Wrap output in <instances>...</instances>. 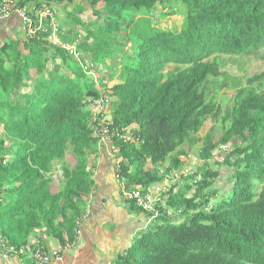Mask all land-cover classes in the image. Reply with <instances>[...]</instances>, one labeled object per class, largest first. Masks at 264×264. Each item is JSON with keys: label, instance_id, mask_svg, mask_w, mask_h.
Wrapping results in <instances>:
<instances>
[{"label": "trees", "instance_id": "trees-1", "mask_svg": "<svg viewBox=\"0 0 264 264\" xmlns=\"http://www.w3.org/2000/svg\"><path fill=\"white\" fill-rule=\"evenodd\" d=\"M17 2L72 6L101 19L91 30L79 16L67 14L70 24L85 26L77 51L89 54L91 62L109 58L117 67L118 82L103 89L113 99L114 130L121 135L136 126L131 140L112 137L115 156L121 158L119 175L128 188L162 182L167 171L180 169L184 144L201 142L198 156L205 161L216 158L221 145L232 148L223 161L233 171L226 195L213 204L209 197L198 201L218 170L203 165L184 176L193 183L200 174L194 196L187 197L185 190L163 195L181 213L158 216L114 264H264V70L244 84L221 70L224 57L264 48V0ZM166 4L183 7L179 30L153 25L152 15ZM144 10L137 18L129 14ZM49 33L46 26L33 38L14 36L0 43V233L15 245L26 243L38 229L58 241L72 239L94 186L90 154L98 138L83 101L101 92ZM80 33L77 29L73 36ZM64 39L66 44L78 40L69 34ZM59 60L63 71L49 65ZM226 88L234 95L222 112L215 93ZM209 118L218 123V140L212 129L198 135ZM57 162L62 178L55 192ZM166 163L165 173L155 169ZM129 206L141 211L132 202Z\"/></svg>", "mask_w": 264, "mask_h": 264}, {"label": "rangeland", "instance_id": "rangeland-1", "mask_svg": "<svg viewBox=\"0 0 264 264\" xmlns=\"http://www.w3.org/2000/svg\"><path fill=\"white\" fill-rule=\"evenodd\" d=\"M71 8L69 7V9H67L66 12H68L69 14H74L77 17L79 16L80 19L86 21V23H88L86 29L90 28L91 30H95L96 25L101 23V19H97V17L94 18L93 17L94 15L89 10L87 11L85 10L84 12L81 11L75 12V10H70ZM55 13L56 11L54 10V18L58 26V37L60 39L61 37L64 39V36L69 34L71 39L73 38H75V40L78 39L77 41L80 43L84 37L85 26L82 25L81 27L76 24H70L67 21V19H69L70 17L69 15H66L65 12H62L61 14H59V16H56ZM146 13L147 12L145 10L137 13L129 12V14L135 18L142 16ZM183 14L184 11L181 4L159 5L158 11L154 15H152V22L154 26H158L164 29L179 30L183 22ZM77 29H79L81 33L78 34L77 37H74L73 36L74 31ZM125 46L129 50V45L125 44ZM77 56L79 57L76 58V56L74 57L72 54H69V61L73 63L74 62L85 63L86 57L90 58V55L85 54L82 50L78 52ZM120 56L122 57V55ZM88 63L92 64V69L94 72V77L88 75L89 76L88 78L96 81L98 87L107 89L111 87L114 83L118 82L119 79H118L117 67H111L112 66L111 59L106 58L105 60H99L96 62L92 60V62L88 61ZM49 65L53 66L55 70H59V71L60 70L63 71L64 69H66L65 66L61 67V60H59L54 65L52 64ZM221 70L225 71L229 76L234 77L235 79H239L243 84L246 83L248 78L252 77L255 74H259L264 70V48L250 55L224 57ZM233 93H234V89H230V88L219 89L216 91L215 97L218 104L221 106L222 112H226L229 106L232 105V97L234 95ZM211 129L214 131V140H218L220 136L219 126L218 123L216 121H213L211 118L206 120L203 127L198 132L199 137L202 138V136H204ZM134 132L133 129L132 131H128L126 133V138L128 140H131V138L134 137ZM200 146H201V142H198L193 147L184 144L179 149V156L180 159L184 162V164L180 169L172 168L169 170L170 172L169 171L166 172L168 177H166L167 179L165 180L169 182V187L167 185V189L165 191H162L164 192L163 195L164 194L166 195L168 191L176 192L177 190H185V194L187 195V197L194 196L198 183L197 184L196 182L190 183V179L184 177L185 175H182L180 171L182 168H187L190 171V173H194L195 171H198V169L201 168L203 165H206V167L208 168H212L220 171V175L215 180L211 181L208 187L202 188V191L198 195V201H200L203 197L204 198L209 197L210 200L209 204H213L217 201L219 197L224 196L228 193V191L230 190L233 184V181L231 180L233 171L231 170V167L229 165L223 164V161H224V156H226L229 152H231L232 149L231 146L221 145V148L215 154L216 158L210 159L208 161L199 158L198 148H200ZM66 161L69 164H73L74 157L70 154H67ZM167 165L168 163L164 165H158L155 169H157L159 173H163ZM60 168H61L60 162L55 163L53 176H56L58 181L53 182L51 184V189L55 192L58 191L61 187L62 177L59 171ZM171 170H175L177 172V177L173 175L172 173L173 171ZM185 171L186 170H184V172ZM154 184L156 183H153L151 185ZM188 184L190 185L189 189L186 188V185ZM181 211L182 208H179L178 214L181 213ZM173 213L174 212L172 211L170 215H166V216L171 218V216L174 215ZM182 217L183 215L174 216L172 217V219L173 220L181 219ZM137 236L138 237L137 239H135L133 244L137 243L140 240V235Z\"/></svg>", "mask_w": 264, "mask_h": 264}, {"label": "crops", "instance_id": "crops-1", "mask_svg": "<svg viewBox=\"0 0 264 264\" xmlns=\"http://www.w3.org/2000/svg\"><path fill=\"white\" fill-rule=\"evenodd\" d=\"M53 8L56 16L62 12L68 14L67 7L65 9L62 5H53ZM14 36L26 38L20 17L11 14L0 20V43ZM85 61L91 60L86 57ZM132 129L136 131V126L125 129L122 136H126ZM6 145L9 146L8 142ZM113 147L111 140H103L90 154L94 186L88 200L87 213L81 223L77 246L66 251L62 260L52 264H114L117 257L133 244L139 232L148 225L146 215L131 208L121 193L115 177L117 162ZM37 237L49 248L55 247L58 242L41 229L35 230L28 240ZM10 262L32 264L28 259L18 258ZM0 264L8 262L0 256Z\"/></svg>", "mask_w": 264, "mask_h": 264}, {"label": "built area", "instance_id": "built-area-1", "mask_svg": "<svg viewBox=\"0 0 264 264\" xmlns=\"http://www.w3.org/2000/svg\"><path fill=\"white\" fill-rule=\"evenodd\" d=\"M11 14H16L20 17L24 35L27 38H33L41 31H44L46 26L50 28L49 39L59 43L65 50H67L74 57L78 58L77 51V42L74 41L71 44H65L60 42L58 39V26L54 18V9H51L47 5H34V4H18L17 0H0V20L10 16ZM90 63V62H89ZM88 61L85 63H79L86 75L94 77V72L92 69V64H89ZM101 94L98 98L86 97L84 99V104L90 112L89 126L93 136L98 138V146L101 145L103 140H111L112 137L116 134L119 137L127 139L126 136L119 135L118 132L112 127L113 121L110 116L111 106H112V97L108 95L103 88L98 87ZM115 152V147H113ZM116 157V156H115ZM121 158L116 157V171L115 177L118 180V183L121 188V193L123 197L128 201V204L131 202L135 207L139 208L142 213L147 215V224H150L155 221L158 216L161 215H170L173 211L178 213V210L175 211L173 208L166 203V199L163 198L162 191L169 187V182H167L165 174L164 182H159L154 185H149L147 187H127L125 180L122 176L119 175V164ZM184 170H186L184 172ZM60 175L62 177V171L59 169ZM173 171V175L177 177V172ZM180 173L182 175L194 174L190 173L187 168H182ZM53 182H57L56 176L52 174ZM201 176L196 175L193 182L200 180ZM173 213V214H174ZM172 214V215H173ZM85 215L77 218L76 227H75V236L72 239H65L58 241L55 247L49 248L45 246L39 237L35 239L28 240L26 243L21 245H15L10 243L7 237L3 236L0 233V256L5 259L8 264H13L10 262L13 258H18L20 260L28 259L32 264H52L54 262L60 261L63 258V254L70 250L74 249L77 246L81 223Z\"/></svg>", "mask_w": 264, "mask_h": 264}]
</instances>
